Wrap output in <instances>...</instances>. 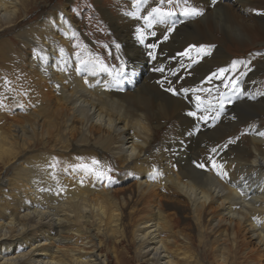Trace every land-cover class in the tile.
Here are the masks:
<instances>
[{"label": "bare ground", "instance_id": "bare-ground-1", "mask_svg": "<svg viewBox=\"0 0 264 264\" xmlns=\"http://www.w3.org/2000/svg\"><path fill=\"white\" fill-rule=\"evenodd\" d=\"M143 1L99 8L123 47L122 75L101 69L88 40L89 57L74 51L69 2L23 27L17 48L0 43V264H264V98L217 78L225 68L261 82L264 56L233 68L227 41L264 46V0H197L203 15L151 28L142 17L160 2ZM36 2L0 0V32L28 24ZM8 106L28 113L8 123ZM250 123L253 135L228 145ZM109 158L133 187L71 167L107 170Z\"/></svg>", "mask_w": 264, "mask_h": 264}, {"label": "rangeland", "instance_id": "rangeland-1", "mask_svg": "<svg viewBox=\"0 0 264 264\" xmlns=\"http://www.w3.org/2000/svg\"><path fill=\"white\" fill-rule=\"evenodd\" d=\"M121 1L122 2L125 1V2L129 3L131 6H135L137 3V8H139L140 6L141 7L144 6L146 3L143 0H121ZM134 1H136V2H134ZM67 2H69L67 11L69 12L71 19L74 22L78 23V24H76L77 26H75L76 30L79 33H77V37L74 38V43L76 45L74 47V51L84 54V57H83L84 59L89 57L87 55V54H89L87 52L88 50H86V45H87L86 43L88 40L90 42L89 46H91L93 49H95L97 51L96 52V54L98 53L97 57L103 62L104 65H107V70H111L113 72H118L120 75L124 74L128 65L125 63V60H124V52H122L123 47H121L122 45H121L120 41L112 34L110 29L108 28V25L105 24V22L103 21V17L99 11V8L103 5H105V7L108 6L109 8H111V6L116 3V0H70V1L69 0H37V2L35 3V5L37 4L36 7H35V5L30 6L29 12H31V13L27 16V18H25L26 20L28 19L27 20L28 24L25 25L26 22H20L18 24L19 26H17V28L15 27L13 29H6L5 31H4V29H2V32H0V43L2 42V40L3 41L10 40L12 43H14V46L17 48L18 44L20 43V40L15 39V37H16L15 35L21 33V30H23L25 27H28L31 25H36L39 21H41L44 18V16H47L51 13H54L56 11V9L62 10L63 4H65ZM193 2H194V0H172V3L169 4L167 2V0H165V2L163 4H160L159 7H161L164 11L174 12L175 15H173V16L178 17L177 23L180 24V22L183 21L185 18V15L183 14L185 8H192V7L197 8V6H199V5L203 6V3H197V0L194 3ZM223 2L224 3L228 2L229 4H237L239 2V0H223ZM139 3H140V5H139ZM116 9L118 12L121 10L120 12H122L124 16L128 15V12H125V10H123L122 4L120 7H117ZM26 13H28V12H26ZM244 18H247L246 13H245ZM221 34L222 33L219 32L218 30L215 32V35H217L218 38H220L222 36ZM62 36H64V35H62ZM227 46L233 47L232 49L230 48L228 50L229 53L231 54V57H232L231 64L242 62L241 63L242 65L245 64L248 67H250L251 69H253L252 64L254 62H256V60H258L260 57L264 56V46H256V47H251L248 49L234 48L233 44L230 41L229 42L227 41ZM28 54H30V53H28ZM154 56H155V54L149 55V57H154ZM121 59H122V61H121ZM250 62H251V64H250ZM1 65H2V63H0V66ZM254 67H255V65H254ZM3 69L4 70H0V73L2 72L0 74L1 75L0 78L3 77L2 75L5 74L4 72L6 70L4 67H3ZM144 71L146 73V70H144ZM152 71L154 72V70H152ZM156 72L158 73V71H155L154 73L157 74ZM243 72H244V70L242 71V73ZM137 76L140 78L139 74H137ZM248 76L246 77V76L238 73L234 77V80L236 82L242 81L243 87L245 86L243 88V90L247 94L254 95L255 96L254 101L263 99L264 98V77L262 78L261 82L256 83L254 80H252L250 78L251 76L249 74H248ZM143 77H144V75L142 72L140 80H142ZM246 82H252V84H245ZM127 83H128V79H127ZM11 87H15V86H13V84H11ZM235 87H237V85H235ZM164 92L168 93V91H164ZM17 93L23 99V102L30 105L29 104L30 101L27 99V97L25 99L24 96L21 95V93H19V92H17ZM53 95L54 94H52V93L50 94L51 97ZM225 96H226V94H225ZM52 98H54V96ZM0 105H1V103H0ZM32 106L33 107L31 109L33 111H37L36 106L35 105H32ZM219 110H220V108H219ZM1 111L3 114L7 115L8 120H9L8 123H17L18 121H20L19 115H23V114L28 113L27 111H22V109L21 110L20 109L15 110V108H12L10 106L6 107L5 109H4V107L1 108ZM258 121H259V123L260 122L264 123V116L259 117ZM163 123H166V122L163 121L162 125H164ZM169 127L165 126V131L162 130L160 132V134L158 135V137L155 139V141L160 140V138H162L164 136L166 129H168ZM239 131H240V133L236 134L237 135L236 137L231 138V140H230L231 142L233 141V143H239V142L243 141L245 138H248V137L253 135V132L251 131V123L249 125H247L246 127H241L239 129ZM231 142H229L228 145L232 144ZM161 146H162V142H156L152 146L153 147L152 149L154 152H156L157 149H159ZM109 161H104L103 165H105V167L108 166V168H111L113 170L110 173V175L113 178L112 182L110 183V184H112L113 189L119 190V189H125V188H129V187H133L134 183L136 182V180H134V178H133L134 176H132L130 174L124 175L121 172L120 167H119L120 164L117 161L114 162V160H110V158H109ZM111 163H113V164H111ZM88 165L91 166L90 164H88ZM121 176H124V177H121ZM172 217H175V216H172ZM233 226L236 229L238 228L236 223H234Z\"/></svg>", "mask_w": 264, "mask_h": 264}, {"label": "snow or ice", "instance_id": "snow-or-ice-1", "mask_svg": "<svg viewBox=\"0 0 264 264\" xmlns=\"http://www.w3.org/2000/svg\"><path fill=\"white\" fill-rule=\"evenodd\" d=\"M159 2H160V4H163L165 2V0H159ZM167 2L169 4H171L172 0H167ZM183 14L185 16H199V15H203V12L199 11L198 9H196L194 7H192V8H185ZM172 15H175V13L172 12V11H164L161 7H155V8H152L150 11H148L147 14L144 15L142 18L147 22V26L149 28H151L155 24L164 23L166 17H170ZM140 31H141V33H143V29H141ZM152 35L155 36L156 33L153 32ZM167 38H168L167 36H164L165 40ZM149 46L152 47V48L156 47V45H149ZM61 51H63V50H61ZM185 54H187V53H185ZM88 63H91V62H86V61L81 60V64H88ZM235 66L236 65L234 63L232 67L235 68ZM92 67L94 69L96 67V65L92 64ZM100 67H101L102 70L107 71V65H104V64L100 63ZM160 70L162 71V69H160ZM228 71H229V69H225V68L220 69L219 70L220 75L217 78L223 77V79H225V80H230L231 81V86L235 87L237 82L234 79H232L231 77H225L224 76V73H226ZM117 75H119V73H117ZM209 79H211V78H209ZM224 86L227 88V87L230 86V84L229 83H225ZM169 90L174 92V90H172V89H169ZM184 91L187 92L188 89H184ZM174 94H175V92H174ZM221 95H223V94H221ZM196 98H197L198 101L201 100L200 96H197ZM193 115H195V113H193ZM202 119H204V118H202ZM260 135L264 136V133H260ZM225 147H227V145H225ZM212 151L215 152L216 149L214 148V149H212ZM92 164L95 165V166H99L100 165V161L94 159L92 161ZM49 167L54 169L56 167V164L52 163V164L49 165ZM71 167H72V170L74 172L82 171L86 175L94 176L96 180L101 181V182L107 180L109 183H111L112 179H113L112 176L109 175V173L113 171L111 168H108L107 170H103V169H101L99 167H93V166H89L87 164H77V165H73ZM197 167L203 168V167H205V165L204 164H197ZM212 167L218 169L217 170V175H219L221 177V179L227 178V176H228L227 172L222 171L223 165H217L215 163V161H212ZM82 182L83 181H81V183Z\"/></svg>", "mask_w": 264, "mask_h": 264}]
</instances>
